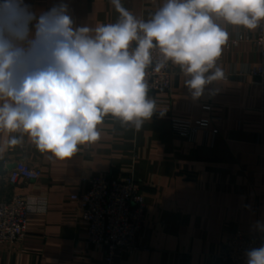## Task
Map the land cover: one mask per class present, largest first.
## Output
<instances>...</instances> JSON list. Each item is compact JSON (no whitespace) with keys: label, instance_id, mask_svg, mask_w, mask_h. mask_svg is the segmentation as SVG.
Wrapping results in <instances>:
<instances>
[{"label":"crops","instance_id":"1","mask_svg":"<svg viewBox=\"0 0 264 264\" xmlns=\"http://www.w3.org/2000/svg\"><path fill=\"white\" fill-rule=\"evenodd\" d=\"M61 2L76 26L119 18L111 0H25L37 14ZM121 3L146 21L164 0ZM223 26L229 40L217 65L225 75L200 97L192 96L181 69L171 64L170 89L148 93L156 112L139 130L106 116L100 138L79 145L71 157L41 153L27 136L0 152V200L19 195L32 201L26 239L0 243V264H109L103 249L86 241L80 201L70 198L85 193L82 178L101 175L132 176L147 208L140 248L121 251L113 264H208L237 230L264 241V116L249 74L261 63L251 40L257 29ZM172 119L206 126L189 141L172 132ZM19 161L40 169L41 177L10 185L8 174Z\"/></svg>","mask_w":264,"mask_h":264},{"label":"clouds","instance_id":"2","mask_svg":"<svg viewBox=\"0 0 264 264\" xmlns=\"http://www.w3.org/2000/svg\"><path fill=\"white\" fill-rule=\"evenodd\" d=\"M111 3L118 20L91 28L76 26L63 2L37 14L25 0H0V152L27 136L41 153L71 157L100 138L109 115L139 130L156 112L150 68L178 66L200 97L225 75L223 24L264 22V0H164L146 21ZM246 257L264 264V245Z\"/></svg>","mask_w":264,"mask_h":264},{"label":"built area","instance_id":"3","mask_svg":"<svg viewBox=\"0 0 264 264\" xmlns=\"http://www.w3.org/2000/svg\"><path fill=\"white\" fill-rule=\"evenodd\" d=\"M37 3L41 0H30ZM260 54L261 63L251 67L253 78L260 95V113L264 116V22L251 38ZM154 55H156L154 53ZM148 93H162L170 89L172 79L171 63L160 73L149 69ZM204 108L209 109V106ZM110 120H118L108 116ZM172 132L194 141L204 123H192L182 119L171 120ZM23 150V147L20 146ZM40 169L24 161L16 162L8 174L10 185L20 179L36 181L41 177ZM87 189L83 194L71 195L80 201L81 218L86 225V241L104 251L105 260L113 264L121 251L132 252L140 248L138 235L147 220V208L139 186L132 176L107 177L105 175L82 178ZM32 201L28 197L12 195L0 200V243L12 244L26 239ZM264 245L256 235L241 230L230 233L220 252L208 264H246V251Z\"/></svg>","mask_w":264,"mask_h":264}]
</instances>
